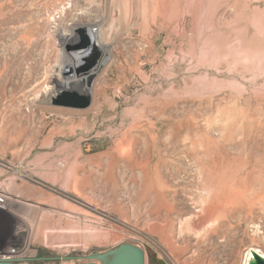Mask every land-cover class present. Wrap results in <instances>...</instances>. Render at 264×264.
Instances as JSON below:
<instances>
[{"label": "rangeland", "instance_id": "obj_1", "mask_svg": "<svg viewBox=\"0 0 264 264\" xmlns=\"http://www.w3.org/2000/svg\"><path fill=\"white\" fill-rule=\"evenodd\" d=\"M100 22L113 48L91 105H54L58 37ZM149 156L165 163L144 177ZM0 190L18 209L0 211V246L24 229V264L264 250V0H0Z\"/></svg>", "mask_w": 264, "mask_h": 264}, {"label": "water", "instance_id": "obj_2", "mask_svg": "<svg viewBox=\"0 0 264 264\" xmlns=\"http://www.w3.org/2000/svg\"><path fill=\"white\" fill-rule=\"evenodd\" d=\"M76 34L82 36L83 43L75 44V40H73L66 51L68 53L75 52L78 61L74 67L71 65L64 66L61 72V78L64 82L53 81L56 90V98L53 99V104L63 108L84 110L92 102L90 89L98 66L99 53L94 51L93 43L83 29L77 31ZM91 52L92 55L89 58L84 57L85 54ZM71 78L73 81H69ZM245 254L246 251L243 256ZM248 254L250 258L247 260V264H264L263 255L253 249H249ZM86 260L88 262L84 264H145V252L136 245L122 244L103 253H92L86 257ZM15 262L14 260H7L0 261V264H14Z\"/></svg>", "mask_w": 264, "mask_h": 264}, {"label": "bare ground", "instance_id": "obj_3", "mask_svg": "<svg viewBox=\"0 0 264 264\" xmlns=\"http://www.w3.org/2000/svg\"><path fill=\"white\" fill-rule=\"evenodd\" d=\"M131 3V2H129ZM131 9V8H130ZM125 18V17H124ZM113 22V21H112ZM111 22V23H112ZM115 22V21H114ZM113 22V23H114ZM77 24V23H76ZM83 29L87 36L90 38V40L92 41V45H93V49L94 51L98 52L99 53V59H98V66H97V70L99 69V66L101 63H104V62H107L111 59L112 55H111V50L113 48V44L112 42L102 38V24L101 22L100 23H94V24H77V25H74L71 27V34L68 36H63L60 35L58 37V39L60 40L61 44L64 46V49L65 51L62 53V60H63V64L65 65H71L74 67V65L76 64V62H73L74 59H78V56L75 55V52H70L68 53L66 51V48L67 46H69V44L71 43V41L74 40V37L73 36L77 31ZM79 35V34H78ZM80 36V35H79ZM108 37V36H106ZM113 38V37H112ZM76 39V38H75ZM76 41V40H75ZM92 53V52H91ZM90 53V54H91ZM88 54V53H87ZM141 64V63H139ZM138 64V65H139ZM95 70V71H97ZM95 76V75H94ZM59 82V79H55ZM54 80V81H55ZM68 81V80H67ZM69 81H73L72 78L69 80ZM165 118V117H164ZM163 118V119H164ZM162 119V118H161ZM151 129V128H150ZM151 141V139H150ZM152 147V146H151ZM149 154V153H148ZM150 156L146 159V162H145V165H143L141 167V174L145 177V176H152L153 173L154 174H158L159 172V169L163 168V165L165 163V161L161 158V159H158V162H157V165L155 167V169L153 170L151 167H150ZM159 198V197H158ZM158 200V199H157ZM161 200V198H160ZM162 201V200H161ZM153 202V201H152ZM160 202V201H159ZM158 204V202H157ZM159 205V204H158ZM15 205L12 204V203H9L8 202V209L12 212H17L18 213V209H12V207H14ZM165 207V206H164ZM171 211V210H170ZM197 211V210H196ZM167 217V216H166ZM194 218V217H193ZM170 221V220H169ZM25 223V222H24ZM163 224H164V221H163ZM186 224V223H185ZM24 225L26 228L31 229V226L28 225L27 223L25 224H22ZM160 225V224H159ZM30 231V230H29ZM258 233H261L259 231H256ZM255 232V234H257ZM257 236V235H256ZM44 242V244L47 245V239L46 237L42 240ZM253 250H255L256 252H258L260 255H263L264 256V250L258 246H252ZM248 251L249 250H246V254L243 256H241L240 258V263L239 264H247V260L250 258L249 254H248ZM244 253V252H243ZM30 254V253H29ZM19 261H22V260H19Z\"/></svg>", "mask_w": 264, "mask_h": 264}, {"label": "built area", "instance_id": "obj_4", "mask_svg": "<svg viewBox=\"0 0 264 264\" xmlns=\"http://www.w3.org/2000/svg\"><path fill=\"white\" fill-rule=\"evenodd\" d=\"M9 196L3 190H0V211L7 210ZM25 230L16 228L13 238L20 239L18 245L0 246V261L14 260V264H24L28 256L30 241L27 235L23 238ZM22 260V261H19Z\"/></svg>", "mask_w": 264, "mask_h": 264}]
</instances>
